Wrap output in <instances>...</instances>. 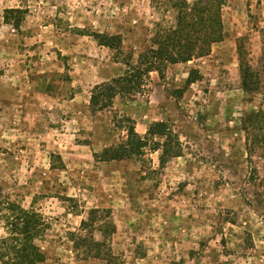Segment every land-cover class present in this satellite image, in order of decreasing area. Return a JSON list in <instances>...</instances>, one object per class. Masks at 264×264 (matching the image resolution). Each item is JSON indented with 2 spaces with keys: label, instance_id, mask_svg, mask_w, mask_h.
Segmentation results:
<instances>
[{
  "label": "rangeland",
  "instance_id": "374dc122",
  "mask_svg": "<svg viewBox=\"0 0 264 264\" xmlns=\"http://www.w3.org/2000/svg\"><path fill=\"white\" fill-rule=\"evenodd\" d=\"M7 9L20 12L6 19ZM222 21L208 54L146 72L143 59L139 84L92 111L94 86L158 48L152 38L176 11L152 0H0V200L48 220L42 264H104L77 257L68 239L91 208L112 210L116 264H264V123H243L264 111V0H226ZM94 33L121 35V50ZM240 51L259 72L252 93ZM157 121L171 134L150 137L140 156H95L132 122L146 136Z\"/></svg>",
  "mask_w": 264,
  "mask_h": 264
},
{
  "label": "trees",
  "instance_id": "16d2710c",
  "mask_svg": "<svg viewBox=\"0 0 264 264\" xmlns=\"http://www.w3.org/2000/svg\"><path fill=\"white\" fill-rule=\"evenodd\" d=\"M157 7L167 6L176 11V25L173 28H159L152 40L158 48H151L148 53L139 56L140 64L129 71L107 82L94 86L91 92V110L108 105L115 95L129 93L139 78L141 64L148 63L142 71H150L158 63L187 62L196 55H206L210 52L213 43L220 41L223 36L222 9L226 0H152ZM20 12V9H7L4 17ZM99 43L115 50H121L122 37L119 34L94 33ZM152 54L149 58L148 55ZM240 56L241 88L247 93L259 90L260 78L258 70L244 63ZM126 65L131 63L127 61ZM194 79L191 73L187 83ZM131 121L129 118L126 119ZM243 123L248 124V132L253 125L264 123V111L250 113ZM245 126V125H244ZM165 131V132H164ZM171 134L165 121L152 123L146 136H141L135 129L134 123L127 127V138L117 146L106 147L101 153H95L97 158L105 161L120 160L132 156H140L144 152L149 138L155 135ZM160 161L162 159L160 157ZM0 218L4 222L5 233L0 236V263L1 264H42L46 261V252L40 241L43 240L49 229L48 220L34 207L25 208L17 201L10 199L0 200ZM116 232V223L110 208H91L86 217L81 220L79 229L68 231V239L72 250L77 257L85 260L96 258L104 264L114 262L110 239ZM99 233L100 239H97Z\"/></svg>",
  "mask_w": 264,
  "mask_h": 264
}]
</instances>
